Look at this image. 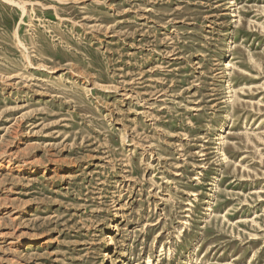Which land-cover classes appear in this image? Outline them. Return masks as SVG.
<instances>
[{"label": "rangeland", "instance_id": "obj_1", "mask_svg": "<svg viewBox=\"0 0 264 264\" xmlns=\"http://www.w3.org/2000/svg\"><path fill=\"white\" fill-rule=\"evenodd\" d=\"M11 1L0 264H264V0Z\"/></svg>", "mask_w": 264, "mask_h": 264}, {"label": "bare ground", "instance_id": "obj_2", "mask_svg": "<svg viewBox=\"0 0 264 264\" xmlns=\"http://www.w3.org/2000/svg\"><path fill=\"white\" fill-rule=\"evenodd\" d=\"M8 1H11V0H8ZM12 2V1H11Z\"/></svg>", "mask_w": 264, "mask_h": 264}]
</instances>
